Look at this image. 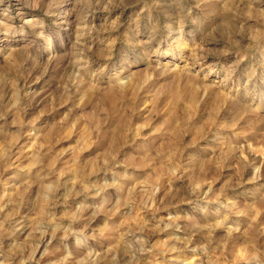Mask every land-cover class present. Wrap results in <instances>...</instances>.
Returning a JSON list of instances; mask_svg holds the SVG:
<instances>
[{
  "label": "rangeland",
  "instance_id": "1",
  "mask_svg": "<svg viewBox=\"0 0 264 264\" xmlns=\"http://www.w3.org/2000/svg\"><path fill=\"white\" fill-rule=\"evenodd\" d=\"M0 264H264V0H0Z\"/></svg>",
  "mask_w": 264,
  "mask_h": 264
}]
</instances>
